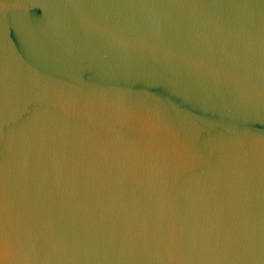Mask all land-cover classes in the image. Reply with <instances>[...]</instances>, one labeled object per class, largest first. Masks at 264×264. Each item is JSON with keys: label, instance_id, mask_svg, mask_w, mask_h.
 <instances>
[{"label": "water", "instance_id": "1", "mask_svg": "<svg viewBox=\"0 0 264 264\" xmlns=\"http://www.w3.org/2000/svg\"><path fill=\"white\" fill-rule=\"evenodd\" d=\"M0 264H264V0H0Z\"/></svg>", "mask_w": 264, "mask_h": 264}]
</instances>
